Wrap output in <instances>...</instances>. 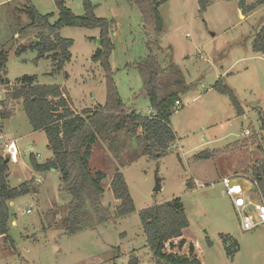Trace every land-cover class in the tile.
<instances>
[{"label":"rangeland","instance_id":"374dc122","mask_svg":"<svg viewBox=\"0 0 264 264\" xmlns=\"http://www.w3.org/2000/svg\"><path fill=\"white\" fill-rule=\"evenodd\" d=\"M8 1L19 6L29 1L40 14L53 13L52 22L58 15L54 0H0V50L5 51L0 81L7 79L12 86L27 74L35 75L40 84H59L75 112L105 104L106 73L99 61L91 59L100 44L99 28L62 27L59 34L73 40L71 59L62 70H54L52 60L37 57L34 50L17 55L19 47L36 38L39 30L28 25L25 14L13 13L14 5L1 7ZM240 1L211 0L206 11L199 12L198 0H167L159 7L163 24L155 37L129 0H65L75 15L85 14L88 2L95 16L111 23V77L125 106L138 114L149 116L153 110L142 92L135 64L148 56L150 47L162 66L172 54L184 81L165 88V93L178 90L182 101L180 107L174 104L170 117L177 140L165 156L151 158L142 153L143 146L128 128L116 133L98 131L89 164L92 171L106 174L103 203L115 212L119 201L112 195L110 182L120 172L135 210L107 224L66 235L61 223L71 196L61 190L60 174L55 170L31 167L30 154L42 163L51 151L44 132L33 131L21 104L12 103L14 114L0 119L3 141L16 139L19 150L18 161L8 164L9 184L16 186L33 175L41 177V182L37 193L19 196L9 205L16 221L8 233L14 246L0 238V264H129L131 256L138 258V264H156L139 212L174 198L182 200L189 221L182 232L186 245L174 251L186 255L192 244L201 264H264V224L242 230L221 182L229 174H250L246 171L260 160L258 152L264 153V54L251 46L264 23V4L249 10L257 0H243L244 8ZM21 26L25 30L19 34ZM217 72H224L222 79L233 89L243 114L237 113L228 96L212 89ZM5 87L0 84V101L6 97ZM246 130L250 133L245 134ZM208 149L219 150V157H197ZM156 178L161 186L158 191L153 190ZM188 181L194 184L192 188L187 187ZM228 238L238 244L233 255L226 252Z\"/></svg>","mask_w":264,"mask_h":264},{"label":"trees","instance_id":"16d2710c","mask_svg":"<svg viewBox=\"0 0 264 264\" xmlns=\"http://www.w3.org/2000/svg\"><path fill=\"white\" fill-rule=\"evenodd\" d=\"M129 1L139 10L144 27L151 30L157 37L163 24L159 7L167 0ZM11 2H5L1 7L14 5L12 12L25 14L29 20L28 25L39 30L36 38L27 45L19 47L17 55L27 50H34L37 52V57L51 59L54 70H62L65 63L71 59L70 48L73 40L59 34L62 27L99 28L100 44L93 52L91 59L94 62L99 61L106 73L107 95L105 104H98L95 109L75 112L71 109L59 84H40L35 75L27 74L19 77L17 83L12 86L8 85L7 79H2L0 84L6 86V97L0 101L1 119L10 118L14 114L12 103L19 102L32 130L44 132L51 157L38 163L31 154L30 164L36 171L52 169L60 174L61 190L71 196L67 214L61 223L66 235L93 229L129 215L135 210V205L125 178L120 172L115 173L110 182L112 195L119 201L115 212L103 203L102 198L105 192L103 181L106 174L100 170L92 171L89 164L92 147L97 141V132L103 130L116 133L128 128V131L135 136L137 143L143 146V154L151 158L165 156L177 140L170 125V117L175 111V101L179 100L178 90L165 93V88L177 83L183 85L181 70L173 62L171 53L166 58V66H162L158 55L151 50V47L148 56L135 64L142 78V92L147 96L154 111L153 116H143L125 106L111 77L108 63L112 48L109 37L111 23L108 19L95 16L88 2L85 3L86 13L75 15L66 6L65 0H54L58 15L53 22L51 21L53 13L42 15L29 1L22 6L18 3L11 4ZM210 3L211 0H198L199 12L206 11ZM262 4L264 0H257L248 8L253 10L257 5ZM240 6L245 7L243 0L240 1ZM24 30L21 26L19 34ZM161 49L158 46V51ZM252 50L264 54V23L253 36ZM3 55L5 51L0 50V69L5 64ZM212 88L228 96L237 113L243 114V108L233 89L224 83L221 77L214 82ZM218 151H201L197 157L212 158L218 154ZM8 164L7 157L0 154V238L14 246V241L8 234L12 221L9 202L22 195L37 193L40 186L33 177L16 186H11L8 181ZM246 172H249L257 182L264 200V158L254 162ZM190 182H187L188 188L194 185ZM139 218L148 248L156 264H201L194 254L192 244L189 245V252L186 255L174 251L175 247L183 248L186 245L182 232L189 225L184 204L180 198L144 208L139 212ZM233 242V249L225 245L228 255H233L237 250L236 241ZM129 264H138V258L131 256Z\"/></svg>","mask_w":264,"mask_h":264},{"label":"built area","instance_id":"2783aa9c","mask_svg":"<svg viewBox=\"0 0 264 264\" xmlns=\"http://www.w3.org/2000/svg\"><path fill=\"white\" fill-rule=\"evenodd\" d=\"M180 105V100H176L175 106L180 107ZM153 115L154 112H151L149 116ZM249 133L248 130L245 131V134ZM2 135L0 122V154L6 156L11 162H17L19 150L16 140L3 141ZM36 156L40 155L37 154ZM32 177L35 182H41V177L37 175H33ZM221 182L225 193L235 209L240 228L247 231L263 225L264 200L259 191L258 184L252 176L250 174H231L223 177ZM27 212H30V209H27ZM232 243V239L228 238L225 245L233 249Z\"/></svg>","mask_w":264,"mask_h":264},{"label":"crops","instance_id":"0c3cea01","mask_svg":"<svg viewBox=\"0 0 264 264\" xmlns=\"http://www.w3.org/2000/svg\"><path fill=\"white\" fill-rule=\"evenodd\" d=\"M8 2H9V1H8ZM4 3H5V2H4ZM2 4H3V3H2ZM59 33H60V32H59ZM251 46H252V42H251ZM226 71H227V70H226ZM223 74H224V72H223V73H218V72H217L216 77H218V78L221 77V78H222V75H223ZM218 78H217V79H218ZM217 79H216V80H217ZM216 80H215V81H216ZM213 84H214V83H213ZM213 84H211V87H212ZM212 89H213V88H212ZM180 99H181V98H180ZM180 102L182 103L181 100H180ZM133 111H136V110H133ZM152 112H154V111H152ZM243 113H244V110H243ZM9 140H11V139H5V141H9ZM15 140H16V139H15ZM236 141H238V140H236ZM236 141H233L232 143H234V142H236ZM230 143H231V142H230ZM29 147H30V145H28V148H29ZM230 147H231V146H230ZM215 150H216V149H215ZM202 151H211V150L208 149V150H202ZM224 151H225V149H224ZM229 153H231V152L229 151L228 154H229ZM222 154H223V153H222ZM30 155H31V154H30ZM30 155H29V156H30ZM220 155H221V154H220ZM224 156H226V155H224ZM50 157H51V156H50ZM50 157H49V158H50ZM213 157H216V158H217V157H219V156H218V154H217L216 156H213ZM257 157L261 160V159L264 158V154L258 152ZM36 160H37V159H36ZM37 162H38V161H37ZM38 163H39V162H38ZM245 165H246V164H245ZM241 168H243V167H241ZM239 169H240V167H239ZM243 169H244V168H243ZM56 172H57V171H56ZM57 173H58V172H57ZM229 175H231V174H229ZM223 177H225V176H222V178H223ZM115 201H117V200H115ZM117 202H118V201H117ZM12 204H13V201H10V202H9V205H12ZM15 223H16V221L12 218V222H11V224H15ZM236 243H237V242H236ZM236 249H238V244H237V246H236ZM236 251H237V250H236ZM194 254H195V250H194ZM195 255H196V254H195ZM196 257H197V255H196ZM200 262H201V261H200Z\"/></svg>","mask_w":264,"mask_h":264},{"label":"water","instance_id":"95a60500","mask_svg":"<svg viewBox=\"0 0 264 264\" xmlns=\"http://www.w3.org/2000/svg\"><path fill=\"white\" fill-rule=\"evenodd\" d=\"M160 188H161V186H160V180H159V178H156L155 179V186H154V189L153 190L154 191H158V190H160Z\"/></svg>","mask_w":264,"mask_h":264}]
</instances>
